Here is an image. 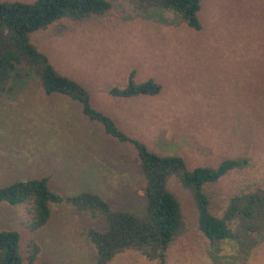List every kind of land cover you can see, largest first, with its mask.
I'll use <instances>...</instances> for the list:
<instances>
[{
  "label": "rangeland",
  "instance_id": "rangeland-1",
  "mask_svg": "<svg viewBox=\"0 0 264 264\" xmlns=\"http://www.w3.org/2000/svg\"><path fill=\"white\" fill-rule=\"evenodd\" d=\"M110 1L112 12L100 23L86 22L64 35L55 34L52 24L31 33L30 41L60 74L89 91L92 106L150 150L178 154L189 168L248 158L246 166L204 187L213 215L222 217L235 195L264 190V0H203L198 31L173 12L129 16L120 0ZM19 68L21 75L9 81L12 92L0 99V187L47 177L63 200L49 203V219L36 230L23 224L28 204L0 202V230L19 233L23 254L29 241L36 242L34 264H93L97 251L86 233L104 230L107 222L65 199L88 191L112 209H142L146 181L136 150L88 118L78 101L45 94L31 68ZM132 69L138 81L160 82L162 92L110 95ZM166 186L182 214L169 245L178 248L162 256L143 253L152 260L135 256L140 264L159 258L166 264H264V231L253 234L257 240L248 249L232 239L211 245L198 228L192 188L175 175ZM242 222L235 216L229 226L238 231ZM3 255L0 250V264Z\"/></svg>",
  "mask_w": 264,
  "mask_h": 264
},
{
  "label": "trees",
  "instance_id": "trees-1",
  "mask_svg": "<svg viewBox=\"0 0 264 264\" xmlns=\"http://www.w3.org/2000/svg\"><path fill=\"white\" fill-rule=\"evenodd\" d=\"M120 1L129 16L159 9L173 12L193 30L198 31L203 26L200 18L203 0ZM111 12L110 0H0V95L11 88L9 81L18 75L19 67L27 66L33 70L45 94H64L78 101L88 118L100 122L107 134L120 142L132 144L136 150L140 170L146 181L142 209H112L104 198L88 191L65 199L76 210L87 212L92 217L104 218L107 222L104 230L91 228L86 233L97 251L93 264H109L116 254L127 249L139 250L147 255L154 252L163 255L182 226L179 202L166 186L170 175H175L183 187L192 188L198 212V228L211 245L232 239L241 247L250 248L257 240L253 234L260 235L264 231V190L233 196L223 216L217 217L210 211V200L204 189L230 170L246 166L248 158H224L216 166L189 168L178 154H160L150 150L144 142L122 130L111 116L92 106L89 91L75 79L60 74L47 55L30 41L31 33L52 24H55V34L64 35L86 22L100 23ZM135 74L134 69L130 70L125 85L112 86L109 94L135 98L155 96L162 92L160 82L151 77L138 81L134 78ZM62 200L59 194L49 188L47 177L16 181L0 187V202L29 205V218L23 223L29 230H36L47 222L50 202ZM235 216H240L243 221L238 231L229 226ZM242 229L248 237L246 234L240 235ZM19 241L17 231L0 230V250L4 252L1 264H34L39 245L33 240L29 241L23 254Z\"/></svg>",
  "mask_w": 264,
  "mask_h": 264
},
{
  "label": "crops",
  "instance_id": "crops-1",
  "mask_svg": "<svg viewBox=\"0 0 264 264\" xmlns=\"http://www.w3.org/2000/svg\"><path fill=\"white\" fill-rule=\"evenodd\" d=\"M41 87V86H40ZM27 89V88H24ZM12 88L6 89L2 92V95H0V99L3 97V95L11 93ZM43 90V89H42ZM44 92V91H43ZM45 93V92H44ZM174 246H168L164 253H171L170 251L177 249L178 247L173 248ZM212 248V247H211ZM40 251V250H39ZM135 256H142L144 260H152L148 257H146L141 251L135 250V249H127L122 252H119L116 254L113 259L109 262V264H140V260H138ZM157 264H166V261L164 259L159 258V262L156 261ZM147 264H154V263H147Z\"/></svg>",
  "mask_w": 264,
  "mask_h": 264
}]
</instances>
